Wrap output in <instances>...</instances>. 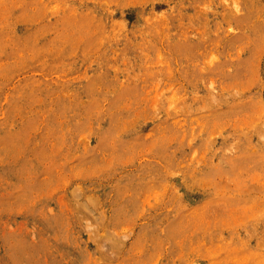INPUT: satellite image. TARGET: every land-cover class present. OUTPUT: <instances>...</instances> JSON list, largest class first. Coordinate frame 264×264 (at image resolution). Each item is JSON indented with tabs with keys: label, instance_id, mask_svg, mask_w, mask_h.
<instances>
[{
	"label": "rangeland",
	"instance_id": "rangeland-1",
	"mask_svg": "<svg viewBox=\"0 0 264 264\" xmlns=\"http://www.w3.org/2000/svg\"><path fill=\"white\" fill-rule=\"evenodd\" d=\"M0 264H264V0H0Z\"/></svg>",
	"mask_w": 264,
	"mask_h": 264
}]
</instances>
